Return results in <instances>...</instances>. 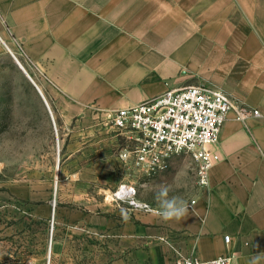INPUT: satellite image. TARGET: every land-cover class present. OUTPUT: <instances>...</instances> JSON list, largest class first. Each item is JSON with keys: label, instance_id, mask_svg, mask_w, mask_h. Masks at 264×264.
Here are the masks:
<instances>
[{"label": "crops", "instance_id": "obj_1", "mask_svg": "<svg viewBox=\"0 0 264 264\" xmlns=\"http://www.w3.org/2000/svg\"><path fill=\"white\" fill-rule=\"evenodd\" d=\"M1 60L12 61L25 84L15 99L0 97L8 110L0 113L7 140L0 173L8 178L0 183L8 193L0 196V216L16 227L0 236V264H48L49 253V264L220 255L250 264L259 253L255 264H264V0H0ZM196 84L260 114L242 121L230 113L209 147V186L183 198L196 200L185 217L165 221L155 195L141 188L156 191L162 174L188 156H174L169 169L144 182L134 164L135 134L120 131L106 112ZM122 183L154 209L117 200ZM32 217L45 227L33 230Z\"/></svg>", "mask_w": 264, "mask_h": 264}, {"label": "built area", "instance_id": "obj_2", "mask_svg": "<svg viewBox=\"0 0 264 264\" xmlns=\"http://www.w3.org/2000/svg\"><path fill=\"white\" fill-rule=\"evenodd\" d=\"M8 51L20 65L19 54L8 44ZM20 55H25L18 42ZM26 70V68H25ZM30 76V75H29ZM32 80L33 77L30 76ZM231 112L239 120L246 121L250 115H259V110H249L224 90L204 85L168 87L165 91L141 102L106 112L113 124L120 130L135 134L137 145L133 150L134 164L144 174L153 175L170 168L176 155L188 156L195 167L199 186L210 184V170L215 156L209 147L218 144L225 121ZM127 190L131 193L128 194ZM117 200H127L145 210L154 208L140 203L133 196V188L126 183L115 190ZM196 200L189 202V207ZM53 221V220H52ZM54 221L51 224V237ZM225 240L230 241L226 235ZM234 255H220L212 259L180 258L172 264H232Z\"/></svg>", "mask_w": 264, "mask_h": 264}, {"label": "rangeland", "instance_id": "obj_3", "mask_svg": "<svg viewBox=\"0 0 264 264\" xmlns=\"http://www.w3.org/2000/svg\"><path fill=\"white\" fill-rule=\"evenodd\" d=\"M22 63L27 66V69L30 71V67L28 64L25 62V60L20 56ZM38 79V78H37ZM25 84L24 79L19 78V76H16L15 74V66L14 63L9 60H1L0 61V97H8L9 100L15 99L16 93H14V89L16 86L23 87ZM23 90V89H22ZM22 95V93L20 94ZM3 112L5 115L7 114L8 110L7 108H2L0 109V113ZM4 141L2 140V136L0 134V143ZM5 144L7 145V140L4 141ZM14 151L15 149L13 148L12 156L14 157ZM5 157H7V150H5ZM0 157L2 158V150L0 149ZM171 169V168H170ZM167 170L162 176L160 177L161 180V185H170L173 189L172 192L169 193V195H177L181 196L182 198H187L191 195L193 190L199 186L198 181H197V174L196 170L194 167V164L190 158L187 157V159L184 162H181L179 166H175V169ZM179 173V174H178ZM0 183H2V179L4 177V181L7 184V173H0ZM144 182H150L153 177H148V175L144 174ZM152 176V175H149ZM4 186V185H3ZM142 191L145 192V196L147 198H151V196L155 195V190L151 189V186L147 187H142ZM115 192V191H114ZM4 196H7L8 193L6 190L0 193ZM34 208V206H33ZM53 220V218H52ZM12 221L14 222L15 220L11 217L9 219L7 215H2L0 216V236L3 234H7L9 228L11 230H15V225L11 224ZM54 221V220H53ZM52 221V222H53ZM51 222V224H52ZM42 223V224H41ZM32 227L33 230L39 231L40 228L45 227L43 220H41L38 217H32ZM51 232H50V240H49V247L51 245ZM38 240H35L33 237V254L34 255H39L40 254V246L37 243ZM37 244V245H36ZM50 253L47 258V263L49 264L51 261Z\"/></svg>", "mask_w": 264, "mask_h": 264}, {"label": "clouds", "instance_id": "obj_4", "mask_svg": "<svg viewBox=\"0 0 264 264\" xmlns=\"http://www.w3.org/2000/svg\"><path fill=\"white\" fill-rule=\"evenodd\" d=\"M179 174V173H178ZM173 189L170 185H160L156 189L155 198L159 206V215L165 221L168 220H181L188 214L189 205L181 196L169 195ZM256 247H259L256 245ZM261 254H256L251 260L250 264H255L259 260Z\"/></svg>", "mask_w": 264, "mask_h": 264}, {"label": "bare ground", "instance_id": "obj_5", "mask_svg": "<svg viewBox=\"0 0 264 264\" xmlns=\"http://www.w3.org/2000/svg\"><path fill=\"white\" fill-rule=\"evenodd\" d=\"M127 193H128V194H130V193H131V191H130V190H127Z\"/></svg>", "mask_w": 264, "mask_h": 264}]
</instances>
